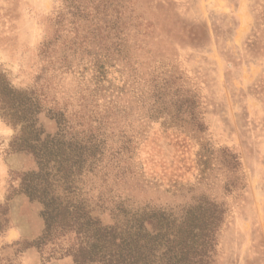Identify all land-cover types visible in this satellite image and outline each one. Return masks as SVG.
I'll list each match as a JSON object with an SVG mask.
<instances>
[{"label": "rangeland", "instance_id": "1", "mask_svg": "<svg viewBox=\"0 0 264 264\" xmlns=\"http://www.w3.org/2000/svg\"><path fill=\"white\" fill-rule=\"evenodd\" d=\"M93 13L101 18L94 41ZM110 16L129 26L121 54L105 40ZM10 25L0 13V40ZM106 49L114 53L106 56ZM97 59L106 62V90L92 97ZM9 68L14 89L39 100L36 125L43 110L54 120L50 109L78 113L92 99L100 107L111 102L122 140H129L126 164L136 174L115 192L176 212L199 198L213 201L224 214L211 264H264V0H63L28 74ZM8 135L0 126V242L21 230L35 238L18 250L41 249L43 264H74L63 254L76 244L73 235L36 244L42 205L20 192V181L37 162L18 134L9 143Z\"/></svg>", "mask_w": 264, "mask_h": 264}, {"label": "trees", "instance_id": "2", "mask_svg": "<svg viewBox=\"0 0 264 264\" xmlns=\"http://www.w3.org/2000/svg\"><path fill=\"white\" fill-rule=\"evenodd\" d=\"M78 9L85 12L81 3ZM92 17L94 41L101 36V18L94 13ZM107 23L105 40L121 54L128 40L123 38L129 30L127 21L110 16ZM112 53L105 50L106 56ZM93 65L91 96L95 97L94 91L106 90L101 85L107 72L103 59ZM107 103L100 107L92 99L78 113L50 109L57 131L41 139L43 131L35 119L41 108L38 98L0 80V115L21 126L17 136L21 147L30 150L37 162V170L24 173L20 181V192L42 205L44 229L36 244L73 235L76 244L63 254H72L74 264H211L215 233L224 214L219 204L203 197L177 212L149 206L132 209L138 204L131 195L115 192V186L127 184L136 174L126 164L129 140H122L125 132L116 124L111 102ZM114 135L119 137L116 141ZM103 214L110 217L109 223L103 222Z\"/></svg>", "mask_w": 264, "mask_h": 264}, {"label": "clouds", "instance_id": "3", "mask_svg": "<svg viewBox=\"0 0 264 264\" xmlns=\"http://www.w3.org/2000/svg\"><path fill=\"white\" fill-rule=\"evenodd\" d=\"M62 7L63 0H0V13L10 16L11 19L10 35L0 40V74L6 79L9 78L11 68L5 71V65H15L20 72L28 74L34 55L39 53L41 47L49 39L51 20L59 15ZM8 82L15 88L11 79H8ZM21 90H27V88ZM41 113L44 115L43 120ZM37 121V127L43 125L46 134L56 133V123L46 116V110L38 114ZM48 124L53 126L52 130H49ZM0 126L9 130L8 143L13 136L19 133L21 127L20 125L13 127L3 119H0ZM41 139H44L43 135ZM11 156L20 157L21 154ZM145 205L157 207L144 203L131 208L139 209ZM33 238L35 236H29L20 230L13 240L0 242V264H43L41 249L31 247L18 250L19 242Z\"/></svg>", "mask_w": 264, "mask_h": 264}]
</instances>
